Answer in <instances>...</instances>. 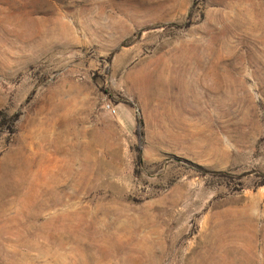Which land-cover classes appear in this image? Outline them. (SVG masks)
Instances as JSON below:
<instances>
[{"label":"rangeland","instance_id":"374dc122","mask_svg":"<svg viewBox=\"0 0 264 264\" xmlns=\"http://www.w3.org/2000/svg\"><path fill=\"white\" fill-rule=\"evenodd\" d=\"M0 264H264V0H0Z\"/></svg>","mask_w":264,"mask_h":264},{"label":"built area","instance_id":"2783aa9c","mask_svg":"<svg viewBox=\"0 0 264 264\" xmlns=\"http://www.w3.org/2000/svg\"><path fill=\"white\" fill-rule=\"evenodd\" d=\"M106 110L107 112L111 113V114H115V110L113 108H111L110 106H106Z\"/></svg>","mask_w":264,"mask_h":264}]
</instances>
